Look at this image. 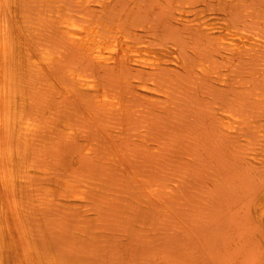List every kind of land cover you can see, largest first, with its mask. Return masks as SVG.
I'll list each match as a JSON object with an SVG mask.
<instances>
[{
    "label": "rangeland",
    "instance_id": "obj_1",
    "mask_svg": "<svg viewBox=\"0 0 264 264\" xmlns=\"http://www.w3.org/2000/svg\"><path fill=\"white\" fill-rule=\"evenodd\" d=\"M12 1H5L6 10L9 8L8 13L11 18L6 15L8 13L5 6L1 8L4 0L0 2V15L5 18L4 20L0 16V29L3 23L6 25L9 23V27H6L12 32L10 42L17 45L16 42L21 41L30 58L26 66L21 67V75L16 74L19 78L13 79V82L16 79L24 81H16V83L20 82L18 85L13 82L10 84H14L13 87L19 86L18 90L29 88L32 84L34 92L31 88H29L31 93L28 91L26 93L25 90L28 89L20 90L25 92H20L25 97L30 93V96H27L28 101L34 103L31 104L32 107L30 104L26 106L29 111L21 107L22 112L24 111L21 117L32 111L35 119L30 114L29 117L22 119L24 122H27L24 118L29 119V123L33 120L30 126L36 125L39 128L34 129L31 126L30 129L36 130L34 133L29 130L21 131L22 134L31 133V137L32 133L33 136H37L34 137L35 139L32 137L26 140L31 141L30 143L25 144L22 141L28 138L29 134H25V138L21 134L22 137L7 139L3 144L5 146L11 143L7 147H14L8 150L12 152L15 150V153L21 156V165L29 166L34 170V174L30 178L28 188L22 186L19 181L15 187L20 186L21 189L12 190L9 181L4 180V176L10 174L7 172L8 168L0 166V171L1 169L3 171L0 172L2 176H0V209L4 211L3 214L0 211L2 235H0V263L264 264V220L259 214L258 199L264 188V131L259 130L261 127L264 129V117H262L264 103L258 100L260 96L257 95L258 91H264V86L261 85L264 79L262 76L264 72H261L264 71V50L259 52L262 57L255 54L244 56L245 58H240L238 55L237 58L235 56L230 58L226 50L223 49V52L222 48L217 47L219 46L216 44L217 41L210 39L208 40L210 43L206 41L208 38H205L207 35L203 29L195 30L190 24L192 29L188 26V30L187 25L182 26L181 24L184 23L177 20L179 17L176 15L187 9H193L194 18L202 16L208 22L213 21L214 16L224 19L238 16L240 19L228 18V20L230 19L231 22H233L231 19L234 20L233 23L239 28L240 34L259 32L264 35V0H240L243 5L239 0H90L91 5L86 11L98 12V16L105 17L112 25L120 24L122 20L128 23L132 30L140 29V24L144 25L141 27L146 31L151 30L146 32L141 28L143 31H137L138 37L134 46L138 50L137 53L146 54V48L155 44L176 48L178 45V50L182 49L179 53L181 52L182 56L186 54L183 56L188 61L185 67L181 64L165 66L162 68L163 71H154L156 73L154 75V72L140 70L133 64L115 65V67L101 65L97 59L85 55L74 44H70L71 41L64 38L65 36L55 34L58 31L51 29L57 23L55 12L60 6L77 7L79 4L75 3L76 0L70 5L63 0L62 3L59 2L60 0H57L59 3H55L54 0H14L15 3ZM48 1H51L49 6ZM68 1L72 2V0ZM57 4L58 6H55ZM238 5L241 6L239 9ZM13 6L19 8L18 15L13 13ZM27 9L32 12L28 13ZM73 9L76 10L74 7ZM231 10L238 15H234ZM42 11L46 13L43 14ZM2 12L7 17L2 15ZM48 12L52 13L48 14ZM246 13L253 17L247 16L249 20L245 19ZM27 14L32 20L29 17L24 19L27 18ZM43 15L47 17H42ZM241 16L244 17L241 19ZM50 17L51 22H47ZM6 18L9 21L7 23ZM237 20L240 21L239 24H236ZM45 21L50 25L55 23L50 27L52 32L49 29L50 32L46 30L45 33L44 29L50 26L48 25V28L44 26ZM29 22L30 27L33 28L31 31L41 26L38 33H35L36 31L32 33L26 28ZM15 26L17 27L14 28ZM10 27H13V30ZM19 27L20 30L23 29L25 36L17 29ZM40 30L44 31L42 38L39 37L42 32ZM194 32L197 34L194 35ZM34 34L37 38H34L36 37ZM198 34L205 39L200 41ZM28 35L34 36L32 37L34 39L30 37V41ZM59 35L63 38L61 39ZM26 37L28 38L26 40L32 44L35 42L33 47L36 50L29 41L26 42ZM66 40L70 42L67 43ZM211 44L212 47L209 46ZM205 45L208 47L207 50ZM214 47L221 51L217 49L214 51ZM32 50H35V54ZM211 51L215 54L209 57L213 53ZM218 51L220 55L216 56ZM53 53L58 55L54 57L53 55L56 54ZM44 54L47 55V60ZM48 55L53 64L60 59L58 65L51 64ZM62 56L65 61L61 60ZM252 57L258 60L256 64ZM190 58L194 61L191 62L193 64L190 63ZM239 59L244 60L243 63ZM201 60L208 61L207 64L209 63L210 66H217V70L221 68L223 70H218L217 74L209 73L212 75L202 72L206 74L203 75L196 66ZM237 60L240 61L239 64ZM41 61H48V64ZM247 61L254 62L251 64L254 67L249 66L250 64L248 67L255 68L256 74L254 69L251 72L246 66ZM38 62H41V65ZM225 63L227 65L230 63V68ZM240 63L244 64V68ZM50 65H53V69H49ZM218 65L221 66L218 68ZM233 65L238 68L242 65L244 70L240 71ZM191 66L194 69H190ZM223 66L228 67L229 70L227 71ZM257 67L261 70L258 71ZM233 68H236L237 72ZM28 69L34 75H31ZM69 69L71 72L76 70L85 77H90L93 73L91 75L93 79H97L104 86L105 104L102 102L101 104L100 99L90 96L88 92L80 91V88L78 89V86L69 77L67 78ZM41 70H44L43 74ZM49 70L55 71L49 73ZM63 70L65 74L68 73L66 76ZM37 72H40L39 77ZM229 72L232 74L230 75ZM150 73L152 74L149 75ZM213 74H216L215 77ZM234 74L238 77H234ZM250 74H253L252 77ZM28 75L30 77H27ZM62 75L64 77L61 78ZM255 75L258 77L256 78ZM233 78L234 85L231 80ZM62 79L66 80L62 81ZM67 80L70 83L72 81L74 90L77 87L76 93L72 91ZM249 80L252 82L257 80V82L250 81L252 83L250 84ZM64 81L69 86H66ZM21 82L29 86L24 84L25 87H22ZM258 82L262 87L261 90L259 85L256 86ZM228 83L232 86L230 87ZM59 85L63 86V89ZM252 85L255 87L253 88ZM68 87H71L70 91ZM16 92L18 93L17 90ZM66 92L69 94L71 92L72 96L66 95ZM145 93L149 95L146 96ZM225 98L231 100V106ZM231 98H235L233 99L235 101L243 99L237 103ZM111 101L117 104L113 109L106 107V103ZM254 101L257 102L255 108ZM227 105L229 110L232 109L242 114L241 117H246L245 129H242L244 132L242 130L239 132L245 133L248 130L249 136L236 134L230 130L228 133L227 126L222 123V119L220 120L222 118L220 113L228 109ZM208 112L213 113L215 119L211 118V113L209 115ZM217 116H219V124ZM221 123L224 126L220 125ZM232 135L234 137H231ZM5 137H0V141L4 142L2 140ZM7 147H3L6 148L4 150H7ZM252 152L259 154L254 156ZM5 171L7 173L4 174ZM5 187L10 190H6ZM4 218H8V221ZM4 221L9 225L7 227H10L9 229L6 228Z\"/></svg>",
    "mask_w": 264,
    "mask_h": 264
},
{
    "label": "bare ground",
    "instance_id": "obj_2",
    "mask_svg": "<svg viewBox=\"0 0 264 264\" xmlns=\"http://www.w3.org/2000/svg\"><path fill=\"white\" fill-rule=\"evenodd\" d=\"M6 0H4V2H5ZM14 1V0H13ZM12 1V2H13ZM47 1V0H46ZM53 1V0H52ZM65 3H67V4H73V1L74 0H72V2L71 3H69L70 1H68V0H63ZM68 1V2H67ZM213 1H215V0H213ZM217 1V0H216ZM220 1V0H219ZM227 1H230V0H227ZM0 2H3V0H1ZM1 3V4H4V5H0L1 6V8H3V6H5L4 8H5V10H6V4H7V2H8V0H7V2H5V3ZM11 2V1H10ZM40 2H42V1H40ZM49 3H47V5L49 6L50 5V3H51V1H48ZM54 2L56 3L57 2V0L55 1L54 0ZM59 2H61L62 3V1L60 0ZM59 2H57V3H59ZM239 2H241V4H242V1H240L239 0ZM14 3H15V1H14ZM19 3V2H18ZM54 3V4H55ZM75 3H77V4H79L77 7H79L80 9H78L75 5H73V7L76 9V10H74L73 9V7H70V8H72V9H70L69 7H67V8H64V7H57L58 8V11H56L55 12V16H56V18H57V23H56V25H55V23H53L54 25H55V27L54 28H52L51 27V25L53 26V24H49V23H46V21H45V25L44 26H48V25H50L49 26V28L48 29H44V31H45V33H46V30L48 31L49 29H50V27H51V29H54V30H57L58 31V33L56 32L55 34H60L61 36L63 35V36H65L64 38H67L68 40H70L69 42H70V44L72 43V45L74 44L75 45V47H77L78 49H80L85 55H87V56H89V57H93V58H95V59H97L99 62H101L100 64L101 65H104V66H109V67H115V65L116 66H119V65H121V66H124V65H136L140 70H146V71H150V72H154V71H159V70H162V68L163 67H165V66H178V64H181V65H184V67H185V63L186 64H188V61H186V59H185V57L183 58V56L184 55H186V54H184L183 56H182V53H181V55H180V53H179V51H182V49L181 50H178V45H177V48L176 47H168V46H160V45H155V44H153V46H150L149 48H146V50H147V53L146 54H140V53H137V49H135L134 48V46H135V43H136V40H137V37H138V30L140 31L141 30V28H143V27H141V26H144V25H142V24H140V29H137V28H139V27H136V29L137 30H132L131 29V26H129V24L128 23H126V22H124V21H122V20H120L121 22H120V24H117L116 23V25H112V24H110V21H108V20H106L105 19V17L103 18L102 16H98V12H95V13H90V12H88V10L86 11V8L87 7H89L90 5H91V2H90V0H76V2ZM74 3V4H75ZM9 4V3H8ZM12 4V3H11ZM43 4H46V3H43ZM76 4V5H77ZM240 4V5H241ZM10 5V4H9ZM14 5V4H13ZM42 5V4H41ZM40 5V6H41ZM59 5H61V4H59ZM234 5V4H233ZM243 5V4H242ZM241 5V6H242ZM22 6V5H21ZM21 6H19V7H21ZM52 6H53V4H52ZM55 6H58V4L57 5H55ZM54 6V7H55ZM63 6H65L66 7V5L63 3ZM72 6V5H71ZM240 6V7H241ZM211 7V6H210ZM223 7V6H222ZM231 7H232V5H231ZM239 7V5H238V9L240 8ZM52 8V7H51ZM50 8V9H51ZM56 8V9H57ZM101 8H102V6H101ZM193 8V7H192ZM214 8V7H213ZM232 8H234V6L232 7ZM231 8V9H232ZM235 8H236V6H235ZM12 9H13V13L15 12V14H19V8L17 7V6H13L12 7ZM22 9H23V7H22ZM43 9H44V7H43ZM55 9V8H54ZM55 9V10H56ZM230 9V8H229ZM242 9V8H241ZM240 9V10H241ZM5 10H3V11H5ZM9 8L6 10V12L8 13L9 11ZM25 10V9H24ZM28 10V9H27ZM237 10V9H236ZM239 10V11H240ZM1 11V10H0ZM29 11H31V10H28V13H29ZM97 11V10H96ZM99 11H101V10H99ZM195 11V10H194ZM217 11V10H216ZM235 11V10H234ZM32 12V11H31ZM35 12V11H34ZM43 12V11H42ZM65 12V13H64ZM67 12V13H66ZM230 12H232V10L230 11ZM229 12V13H230ZM238 12V11H237ZM3 14L2 15H5V13L4 12H2ZM11 13V12H10ZM46 13V12H45ZM44 12H43V14H45ZM52 13V12H51ZM50 12H48V14H51ZM175 13V12H174ZM233 14H234V12H232ZM232 13H230V15L232 14ZM241 13H242V11H241ZM248 13V12H247ZM247 13H246V16H245V19H247V16H251V15H247ZM109 14H111V13H109ZM176 14V13H175ZM254 14V13H253ZM6 15H10L9 13L8 14H6ZM5 15V16H6ZM13 15V14H12ZM11 15V16H12ZM28 16H27V18H24V16H23V18L24 19H28V17L30 16L29 14H27ZM31 15H32V13H31ZM53 15H54V13H53ZM102 15V14H101ZM173 15V14H172ZM178 17H179V19H177V20H181L184 24H181L182 26L184 25V26H186L187 25V29L189 30V27L188 26H190V24H191V26L192 27H194L195 28V30H196V28H200V29H203L204 30V32H205V34L207 35V37H205L207 40L206 41H208L209 39H210V41H212V40H215V41H217L216 42V44H218L219 46H217L215 43V45L217 46V47H220V48H222L221 50L223 51V49H224V51L226 50V52L228 53V55H229V57L230 58H233L234 56L236 57L237 55L241 58V57H244V56H252V55H255V54H259L261 57L264 55H261V53H259V52H261L262 50H264V35L262 34H260L259 32H255L254 34L253 33H250V34H248V33H245V34H240L239 32H238V30H239V28L238 27H236L234 24L235 23H233L234 22V20L233 19H238L239 17L237 16V17H235V18H233V17H228V18H233V19H231L233 22H231V21H229L228 20V18L226 19H224V18H221V17H219V16H214V19H213V21H211V22H208L207 20H205V17H202V16H200V17H196L195 16V18L193 17V9H187L186 11H184L183 13H181V14H176ZM226 15V14H225ZM234 15H238V14H234ZM241 15V14H240ZM239 15V16H240ZM243 15H245V12H244V14ZM1 16V15H0ZM52 16V15H51ZM232 16V15H231ZM2 17V16H1ZM7 17V16H6ZM10 17V16H9ZM9 17H8V19H9ZM22 17V16H21ZM42 17H47L46 15L44 16H42ZM111 17H113V15L111 16ZM173 17H174V15H173ZM244 17V16H243ZM242 16H241V19L243 18ZM251 17H253V16H251ZM250 17V18H251ZM2 18H4V17H2ZM11 18V17H10ZM30 18V17H29ZM54 18V17H53ZM176 18V17H175ZM7 19V18H6ZM8 19H7V21H5L6 23L7 22H9L8 21ZM39 19H44V18H39ZM50 20H47V19H44V20H47V22L49 21V22H51V17L49 18ZM121 19V18H120ZM240 19V18H239ZM4 20H5V18H4ZM4 20H2L3 22H4ZM10 20V19H9ZM23 20V19H22ZM30 20H32L31 18H30ZM44 20H42L41 22L43 23V21ZM56 20V19H55ZM55 20H53V22L55 21ZM119 20V19H118ZM117 20V21H118ZM127 20V19H126ZM247 20H249V19H247ZM10 21H12V19L10 20ZM29 21V20H28ZM239 20H237L236 22H238ZM245 21V20H244ZM252 21V20H251ZM254 21V20H253ZM3 22H1V24L3 23ZM25 22V21H24ZM33 22V21H32ZM175 22H176V19H175ZM193 22V23H192ZM240 22V21H239ZM239 22L238 23H236V24H239ZM241 22H242V20H241ZM14 23H15V21H14ZM36 23V22H35ZM41 23V24H42ZM113 23H114V21H113ZM243 23V22H242ZM12 24V23H11ZM24 24H26V23H24ZM40 24V25H41ZM159 24V23H158ZM186 24V25H185ZM189 24V25H188ZM241 24V23H240ZM5 25V26H4ZM14 25V24H13ZM22 25H23V23H22ZM28 25V24H27ZM33 25H35V24H33ZM36 25H38V24H36ZM160 25V24H159ZM9 27V23H8V25H6L5 23H3L2 24V27H1V29H0V137H4V136H6L5 138H3V140L2 141H4V142H1L0 141V166L1 167H6V168H8V171L7 172H9L10 174H8V175H5V176H7V177H5L4 175V180L5 179H7V182L9 183V185H10V187L12 188V190L14 189V190H19V189H21V187L20 186H18V188H16L15 187V185L19 182V181H21V183H22V186L24 185V187H26V188H28V185L30 184V178L33 176V174H34V170L33 169H31L29 166H22L21 165V156H19L17 153H15V150H13L14 152H12V151H9L8 150V148H10V147H7V146H9L11 143H9V145H8V143H7V145L5 144V146L3 145L4 143H6V141L5 140H7V139H13V138H15V137H18L19 138V136H21L22 137V135H24L23 137L25 138V136L27 135V134H29V133H25V134H22V130H26V131H32L33 133L36 131V130H34L35 128L37 129V128H39V127H37L36 125H34L35 123H36V121H35V123L33 124L34 126H32V127H34V129L33 128H31L30 129V123L31 122H33V120H30L31 122L29 123L28 122V120H26L25 118H24V120L25 121H27V122H24L23 121V117H26V116H28L29 117V114L30 115H34V113H29V114H26V116H23V117H21V115H23L24 114V111L22 112V109L24 110L25 108L27 109V105H29L30 104V106H31V104L33 103L32 101V103H30L28 100H29V97H27V96H30V93H31V90H32V92H34L33 91V88L31 87V85L29 86L28 84H25V83H23V82H21V86L22 87H25L26 85H28L29 86V88H31V90L29 89V88H24V90L25 89H28V90H25L26 91V93H28V92H30L29 93V95H27L26 97L25 96H22L21 94L22 93H20V92H23L24 90L22 89V88H19V90L17 89V87H19V86H17L19 83H16V81H17V79L19 78H17V75L19 76V75H21L20 74V71L22 70V66L23 65H25L26 64V62L28 61V58H30V55H28V52L26 51L27 49L26 48H24L25 46H23L22 45V43H21V41H19V42H16L17 43V45L16 44H13L12 42H10L11 40H12V32L10 31V29L9 28H7V27ZM11 26V25H10ZM31 26V24H30V22H29V26H27L26 28H28L30 31H31V29H33V28H31L30 27ZM149 26V25H148ZM153 25H151V29H153V27H152ZM154 26H155V24H154ZM190 26V27H191ZM243 26V25H242ZM17 26H15L14 28H16ZM30 27V28H29ZM33 27V26H32ZM37 27V26H36ZM36 27H35V29H36ZM40 28H38V29H41V26H39ZM46 27H44V28H46ZM156 27H158V26H156ZM155 27V28H156ZM192 27H191V29H192ZM12 30H13V27H10ZM155 28H154V30H155ZM185 28V29H186ZM17 29H19V31H22V30H20V27L19 28H17ZM38 29H36L35 31H31L32 33L33 32H35V33H38ZM50 29V30H51ZM144 29V28H143ZM25 30H27V29H25ZM42 30H43V27H42ZM42 30H40V32L42 31ZM44 31H42L41 32V34H40V32H39V34L40 35H42V36H40L39 35V37L40 38H42L43 37V33H44ZM141 31H143V30H141ZM144 31H146L145 29H144ZM149 31H151V30H149ZM149 31H146V32H149ZM192 31V30H191ZM197 31H199V30H197ZM23 32V31H22ZM26 32V31H25ZM30 32V35H32V33ZM48 32H50V31H48ZM47 32V33H48ZM51 32H52V30H51ZM158 32V31H157ZM203 32V31H202ZM199 33V32H198ZM155 34V33H154ZM192 34H193V31H192ZM195 34H197L196 32H194V35ZM23 35H24V32H23ZM30 35H28V37L30 38L31 36ZM35 35V34H34ZM59 35V36H60ZM193 35V36H194ZM199 35V34H198ZM198 35H196L197 37H198ZM201 35H204V34H201ZM25 36V35H24ZM36 36V35H35ZM60 36V37H61ZM32 37H34V36H32ZM31 37V38H32ZM55 37V36H54ZM195 37V36H194ZM11 38V40H9ZM31 38H30V41H31ZM34 38H37V36L36 37H34ZM34 38H32V40L34 39ZM63 37H61V39H62ZM199 38H201L200 37V35H199ZM204 38V39H205ZM15 39V38H14ZM13 39V40H14ZM26 39H28L27 37L25 38V40ZM197 39V38H196ZM203 39V37L200 39V41ZM203 39V40H204ZM36 40V39H35ZM29 41V40H28ZM27 40H26V42H28ZM29 41V43L32 45V47H33V45L35 44V42H33L34 44H32L31 42ZM37 41V40H36ZM197 41H199V40H197ZM205 41V42H206ZM13 42H15V41H13ZM38 42V41H37ZM66 42H67V40H66ZM66 42L64 41V43L66 44ZM69 42H67V43H69ZM209 42V41H208ZM207 43V42H206ZM210 43V42H209ZM212 43V42H211ZM27 45H28V43H26ZM208 44V43H207ZM39 45V44H38ZM173 45V44H172ZM171 45V46H172ZM174 45H176V44H174ZM29 46V45H28ZM28 46H26V47H28ZM36 46V45H35ZM43 46V45H42ZM41 46V47H42ZM170 46V45H169ZM209 46H213V44H211V45H209ZM30 47V46H29ZM40 47V46H39ZM38 47V48H39ZM40 47V48H41ZM71 47V46H70ZM73 47V46H72ZM180 47V46H179ZM205 47H206V45H205ZM217 47H214V51L217 49V50H219V51H221L220 49H218ZM48 48V47H47ZM210 48V47H209ZM33 49H35L36 50V48L35 47H33ZM45 49V48H44ZM44 49H42V50H44ZM77 49V50H78ZM206 50L208 49V47H206L205 48ZM35 50H32L33 52L32 53H34L35 54ZM39 50V49H38ZM38 50H37V53H38ZM47 51H48V49H46ZM45 50V51H46ZM49 50H50V48H49ZM80 50H78V51H80ZM45 51H42V52H44L45 53ZM46 51V52H47ZM210 50H208V52H209ZM219 51L218 52H216V53H218V54H216V56L217 55H220L219 54ZM223 51V52H224ZM31 52V51H30ZM40 52H41V50H40ZM208 52H206L207 53V55H208ZM213 51H211V53H212ZM47 53H49V51L47 52ZM47 53H45V54H47ZM79 53V52H78ZM44 54V55H45ZM50 54V53H49ZM53 54H56V55H53L54 57L55 56H57L58 54L57 53H53ZM215 54V52H213L212 54H210L209 55V57L211 56V55H214ZM39 55V54H38ZM80 55H82V54H80ZM37 56V55H36ZM40 56V55H39ZM42 56V55H41ZM182 56V57H181ZM259 56V57H260ZM46 57H47V55H45V59H46ZM85 57V56H84ZM89 57H87V58H89ZM182 59H181V58ZM187 57V56H186ZM212 57V56H211ZM220 57V56H219ZM222 57V56H221ZM224 57V56H223ZM228 57V58H229ZM234 57V58H235ZM256 57H258V56H256ZM255 57V58H256ZM264 57V56H263ZM44 58V57H43ZM48 58H49V55H48ZM199 59H201L200 57H198ZM226 58V57H225ZM229 58V59H230ZM237 58V57H236ZM245 58V57H244ZM42 59V58H41ZM63 59V56H62V58H61V60ZM183 59L185 60L184 62H183ZM206 59H208V61H209V58L208 57H206ZM212 59V58H211ZM249 59H251V57H249ZM258 59V58H257ZM44 60V59H43ZM47 60V59H46ZM64 60V59H63ZM190 63L191 62H193L194 63V61H192V59L190 58ZM212 60H214V59H212ZM225 60H227V59H225ZM236 60V59H235ZM240 60V59H239ZM252 60L254 61L255 59H253V57H252ZM260 60V59H259ZM45 61V60H44ZM44 61H41V62H44ZM49 61L51 62V64H53L52 63V60L49 58ZM56 61V60H55ZM59 61H60V59H59ZM59 61H57V62H59ZM65 61V60H64ZM207 61V62H208ZM228 61H230V60H228ZM241 61V60H240ZM240 61H238L237 60V62H238V64H239V62ZM242 61H244V60H242ZM241 61V62H242ZM252 61V63H254ZM41 62H38V64L39 65H41ZM57 62H54V64H56ZM207 62L206 61H204V60H201L200 62H197L198 64L196 65V64H194V65H196L197 66V68H198V70H200L201 71V73L202 72H206V74L208 73V75H212V74H209V73H216L217 74V72H219V71H222L223 69L221 68V70H217L216 69V67L215 66H210V65H208L207 64ZM212 63H213V61H211ZM210 62V63H211ZM217 62H221V61H218L217 60ZM223 62V61H222ZM221 62V63H222ZM226 62V61H225ZM230 62H232V60L230 61ZM234 62V61H233ZM232 62V63H233ZM236 62V63H237ZM246 62V61H245ZM251 62V61H250ZM250 62H248L247 61V64H246V66L248 67V64H250L249 66H251V67H254V66H252L251 64L252 63H250ZM258 62V60H255V64ZM44 63H47L48 64V61L47 62H44ZM63 64L65 63V62H62ZM193 63H191V64H193ZM211 63V64H212ZM215 63H216V61H215ZM214 63V64H215ZM236 63H235V65H236ZM243 63V62H242ZM242 63H240V64H242ZM35 64H37V63H35ZM34 64V65H35ZM53 64V65H54ZM118 64V65H117ZM213 64V65H214ZM46 65V64H45ZM53 65H50L51 66V68H50V66H48L49 67V69H53ZM57 65H58V63H57ZM62 65V64H61ZM181 65H179V66H181ZM221 65H223V64H221ZM221 65H218V68H219V66H221ZM225 65H227L226 63H225ZM230 65V63L227 65V66H229ZM232 65V64H231ZM243 65V68H244V64H242ZM242 65H241V68L239 67H236V66H234V67H236V68H238L240 71L241 70H244V69H242ZM259 65V64H258ZM26 66V65H25ZM32 66V65H31ZM38 66V65H37ZM47 66V65H46ZM56 66V65H55ZM60 66V65H59ZM187 66V65H186ZM188 66H190V64L188 65ZM246 66H245V68H246ZM29 67V66H28ZM36 67V66H35ZM63 67V66H62ZM133 67V66H132ZM211 67H215V68H211ZM224 67V66H223ZM226 67V66H225ZM224 67V68H225ZM256 67V66H255ZM39 68V67H38ZM74 68V67H73ZM119 68H121V67H119ZM119 68H116V69H118L119 70ZM126 68H128V67H126ZM179 68H181V67H179ZM191 68H193L194 69V67L193 66H191L190 67V69ZM196 68V67H195ZM227 68V71L229 70L228 69V67H226ZM229 68H230V66H229ZM232 68V67H231ZM236 68H233L234 69V71H236L237 72V70H235ZM249 69H251V72H253L254 70V74H256L255 72H256V69L255 68H250V67H248ZM26 70H27V67L25 68ZM36 69H37V67H36ZM64 69H65V67H64ZM68 69V68H67ZM67 69L65 70V71H67ZM105 69V68H104ZM233 69H231L232 71H233ZM248 69V70H249ZM254 69V70H253ZM260 69V68H259ZM258 69V67H257V70L258 71H260ZM56 70V69H55ZM55 70H49L48 72L50 73V71H51V73H52V71H55ZM57 70H59V68H57ZM62 70V69H61ZM79 70V69H78ZM107 70V69H106ZM166 70V69H165ZM182 70H185L186 71V69H183L182 68ZM187 70H188V67H187ZM230 70V72H232ZM239 70H238V72H239ZM253 70V71H252ZM28 71H30L31 72V70H29L28 69ZM34 71V68H33V70H32V72ZM38 71H40V70H38ZM44 71V70H43ZM43 71L41 70V72H42V74H43ZM46 71H47V69H46ZM64 71V70H63ZM65 71H64V75L66 76V74H68L67 72H66V74H65ZM69 71H70V69H69ZM115 71V70H114ZM163 71V70H162ZM184 71V72H185ZM189 71V70H188ZM187 71V72H188ZM193 71V70H192ZM195 71V70H194ZM250 71V70H249ZM248 71V72H249ZM257 71V72H258ZM22 72V71H21ZM23 72H24V70H23ZM32 72H31V75H34V74H32ZM108 72H110V71H108ZM190 72V71H189ZM229 72V73H230ZM261 72H264V71H261ZM261 72H258V73H261ZM27 73V72H26ZM34 73V72H33ZM38 73V72H37ZM36 73V74H37ZM40 73V72H39ZM39 73L37 74V76L39 75ZM45 73V72H44ZM47 73V72H46ZM45 73V74H46ZM88 73H90V71H88ZM92 73V72H91ZM139 73H140V71H139ZM152 73H150L149 75H151ZM234 73V72H233ZM246 73V72H245ZM17 74V75H16ZM23 74V73H22ZM35 74V75H36ZM48 74V73H47ZM61 74V73H60ZM86 74V73H85ZM93 74V73H92ZM92 74H90V77L92 78H90V77H85V75L84 74H82V73H79V72H76V70H75V72H69V74H68V76H67V78L69 77V79L70 80H72L75 84H76V86H78V89L80 88V91H83V92H88V94H90V96H93V97H96V98H98V99H100L99 101H100V103L102 102L103 104H105L104 102H105V100L103 99V97L105 96V92H104V86L97 80V79H93V77L91 76ZM143 74V73H142ZM154 74H156L155 72L153 73V75ZM203 74V73H202ZM205 74V73H204ZM203 74V75H204ZM205 74V75H206ZM216 74H213V77H215V75ZM221 74V73H220ZM220 74H218V75H220ZM232 73H230V75H231ZM238 74V73H237ZM242 74V73H241ZM244 74V73H243ZM247 74V73H246ZM25 75V74H24ZM41 75V74H40ZM89 75V74H88ZM217 75V76H218ZM229 75V74H228ZM229 75V76H230ZM239 75H240V73H239ZM245 75V74H244ZM248 75V74H247ZM251 75V77H252V75L253 74H250ZM258 76L260 75V74H257ZM257 75H255L256 76V78L258 77ZM43 76V75H42ZM221 76V75H220ZM222 76H225L224 74H222ZM228 76V77H229ZM238 77V75H236V74H234V77ZM262 76H263V78H264V74H262ZM262 76L260 77L261 79H260V81L263 79L262 78ZM27 77H30L29 75L27 76ZM39 77V76H38ZM62 77H64L63 75L61 76V78ZM209 77H211V76H209ZM231 77H233V76H231ZM241 77H243V75L242 76H240L239 78L241 79ZM248 77H249V75H248ZM15 78H17L14 82H13V79H15ZM33 78V77H32ZM222 78V77H221ZM225 78H227V76L225 77ZM238 78V79H239ZM253 78H254V76H253ZM27 79V78H26ZM30 79V78H29ZM36 79H37V77H36ZM57 79V78H56ZM68 79V80H69ZM230 79V78H229ZM237 79V80H238ZM242 79H244V78H242ZM24 81V80H22V79H19L18 81ZM32 80V79H31ZM44 81H45V79H43ZM63 80H66V79H62V81ZM66 81V82H69V81ZM232 80V84L234 85V83H233V80H234V78L233 79H231ZM17 81V82H18ZM33 81V80H32ZM32 81H31V83H32ZM37 81H39V80H37ZM43 81V82H44ZM49 81H51V80H49ZM53 82L55 81V79L54 80H52ZM58 81V80H57ZM61 80L59 79V83H61L60 82ZM72 81H71V83L69 82V84L71 85L72 84ZM102 81V80H101ZM222 81H223V79H222ZM230 81V80H229ZM240 81V80H239ZM238 81V82H239ZM251 80H249V82H250ZM263 81V82H262ZM261 82V85L262 86H264V79L262 80ZM16 83L15 85H16V87H13V85L14 84H10V83ZM252 82V81H251ZM250 82V84H252V83H254V82H257V80H255L254 82H252L251 83ZM22 83H23V85H22ZM30 83V82H29ZM34 83V82H33ZM37 83V82H36ZM49 83V82H48ZM52 83V82H51ZM55 83H57V82H55ZM63 83V82H62ZM73 83V84H74ZM236 83V82H235ZM247 84H248V82H246ZM260 82H258L257 84H256V86H258L259 85V87H260V84H259ZM24 84H25V86H24ZM38 84V83H37ZM40 84V83H39ZM64 84H65V81H64ZM69 84L68 83H66L65 85L66 86H69ZM74 84V85H75ZM229 84V83H228ZM237 84V83H236ZM244 83H242V85H243ZM42 85H43V83H42ZM53 85H54V83H53ZM61 85V84H60ZM59 85V86H60ZM63 85V84H62ZM64 85V86H65ZM226 85V84H225ZM238 85V84H237ZM20 86V87H21ZM34 86V85H33ZM41 86V85H40ZM55 86V85H54ZM57 86V85H56ZM58 86V87H59ZM228 86V85H227ZM229 86H230V84H229ZM232 86V85H231ZM230 86V87H231ZM240 86H241V84H240ZM249 86H251V85H249ZM253 86V88L255 87V85H252ZM35 87V86H34ZM39 87V86H38ZM37 87V88H38ZM61 87V86H60ZM71 87H72V91H75L74 93H76V91H77V87H76V89L74 90V87L75 86H73V85H71ZM70 87V88H71ZM234 87V86H233ZM239 87V86H238ZM259 87H256L257 89L259 88ZM16 88V89H15ZM53 88V87H52ZM62 89H63V86L61 87ZM69 88V87H68ZM70 88H69V91H70ZM252 88V89H253ZM261 88L262 87H260V89L259 90H261ZM23 90V91H20V90ZM34 89H36V88H34ZM59 89V88H58ZM57 89V90H58ZM230 90L231 89H233V88H229ZM229 89H227V90H229ZM247 89V88H246ZM264 89V88H263ZM16 90L18 91V93L16 92ZM30 90V91H29ZM55 90V89H54ZM61 90V89H60ZM66 90L68 91V89H67V87H66ZM66 90H64V91H66ZM105 90H108V89H106L105 88ZM224 90H225V88H224ZM250 90H251V88H250ZM28 91V92H27ZM71 91V92H72ZM149 91V90H148ZM233 91V90H232ZM248 91H249V89H248ZM256 91V90H255ZM58 92H59V90H58ZM60 92H62V91H60ZM70 92V94H71V96H72V93ZM250 92V91H249ZM264 92V91H263ZM262 92V90L259 92L258 91V94L257 95H259L260 97H261V99H260V97H259V99L258 100H262L263 101V103H264V93ZM23 93H25V92H23ZM64 93V92H63ZM108 93V92H107ZM66 95H68L69 93L68 92H66L65 93ZM69 94V95H70ZM33 93H32V97H33ZM145 95L147 96V95H149L148 93H145ZM244 94H242V96H243ZM246 95V94H245ZM253 95H255V93L253 94ZM238 96V95H237ZM242 96H240V97H242ZM23 97H25L26 98V100H25V98H23ZM28 98V99H27ZM236 98V97H235ZM235 98H233V99H235ZM255 98H256V95H255ZM30 99H32L31 97H30ZM107 99H109V98H107ZM226 99V98H225ZM225 99H224V101H225ZM227 99H229L228 97H227ZM226 99V100H227ZM232 99V98H231ZM232 99V100H233ZM241 99V98H240ZM243 99V98H242ZM242 99L241 100H237V101H235V100H233L234 102H237L238 103V101H242ZM95 100H97V99H95ZM111 100V99H110ZM108 101V100H107ZM106 101V102H107ZM113 101V100H112ZM110 102V103H106L107 104V106L106 107H109V109H113L114 107H116V105L113 103V102ZM27 102H29L28 104H27ZM94 102V101H93ZM227 102H229L228 104H230L231 103V100L230 101H228L227 100ZM233 102V103H234ZM256 104H254V108L256 107L255 105H257V102L256 101H254ZM97 103V102H96ZM101 103V104H102ZM232 103V104H233ZM242 103V102H241ZM241 103L239 104V105H241ZM259 103H261L260 101H259ZM33 105H34V103H33ZM219 105V104H218ZM221 105V104H220ZM262 105V104H261ZM30 106H28V108L30 107ZM217 106V105H216ZM225 106V105H224ZM229 106H231V104L229 105ZM229 106L227 105V110H225V111H219V112H222V113H220V115H221V117L222 118H220V120L222 121V123L225 125V126H227V129H228V133H229V130H230V132H233V133H236V134H240V135H245L246 136V134L248 133V130H246V132L245 133H243L244 131V124H245V122H246V117L244 118V117H241V115L242 114H240V113H238V112H235V111H233L232 109V111L231 110H229ZM21 107H22V109H21ZM32 107V106H31ZM30 107V108H31ZM213 107V106H212ZM211 107V108H212ZM218 107V106H217ZM253 107V106H252ZM260 107V106H259ZM263 107V106H262ZM210 108V109H211ZM215 108V107H214ZM223 108V107H222ZM264 108V107H263ZM117 109V108H116ZM216 109V108H215ZM218 109H221V107L219 106L218 107ZM224 109H226V108H224ZM260 109V108H259ZM28 111L30 110V109H27ZM32 110L33 111H35L33 108H32ZM211 110H213V109H211ZM210 110V111H211ZM223 110V109H222ZM261 110V109H260ZM18 111V112H17ZM18 113V114H17ZM209 113V115H210V113L211 112H208ZM214 113V115H216V113H215V111L213 112ZM213 113H211V116H212V114ZM257 113H260V112H258L257 111ZM35 114H36V112H35ZM210 116L211 118H214V117H216V116ZM264 115V114H263ZM218 117L219 116H217V120H218V124L220 123V120L218 119ZM262 117H264V116H262ZM30 118H31V116H30ZM33 118L35 119L36 117L35 116H33ZM244 118V119H243ZM248 119H249V117H247ZM32 119V118H31ZM215 119V118H214ZM247 119V120H248ZM252 120V119H251ZM253 120H255V119H253ZM215 121V120H214ZM38 122V121H37ZM220 124V125H223V124ZM32 124V123H31ZM40 124V123H39ZM38 125V124H37ZM223 125V126H224ZM36 126V127H35ZM40 126H41V124H40ZM247 126V128L249 127V124L248 125H246ZM253 126V125H252ZM44 127V126H43ZM41 128H42V126H41ZM41 128H40V133H41ZM34 131H33V130ZM43 130H44V128H42ZM225 129V128H224ZM226 129V130H227ZM243 129V130H242ZM39 130V129H38ZM37 130V131H38ZM240 130H242L241 132H239ZM259 130L261 131V132H263L264 131V129L261 127V128H259ZM24 132V131H23ZM33 133H32V137L34 138H36L37 136H33ZM22 134V135H21ZM37 134V133H36ZM249 134V133H248ZM247 134V135H248ZM31 133L28 135L29 137L26 139L25 138V140L24 139H22V141L25 143V144H27V143H30L31 141H29V142H27L26 140H28V139H30V138H32L31 136ZM35 135V134H34ZM38 135H40V134H38ZM239 135V136H240ZM249 136V135H248ZM231 137H234L233 135L231 136ZM34 138V139H35ZM237 138V137H236ZM241 139H243V138H241ZM8 140V141H9ZM16 140H19V139H16ZM27 142V143H26ZM16 143V142H15ZM22 143V142H21ZM23 143V144H24ZM24 144V145H25ZM13 145V144H12ZM15 145H17V144H15ZM19 145V144H18ZM24 145H22V146H24ZM3 147H7V150H4V149H6V148H3ZM14 147V146H13ZM13 147L12 148H10L11 150L13 149ZM25 147V146H24ZM16 149V148H15ZM18 149V148H17ZM17 151V150H16ZM19 151V150H18ZM260 152V151H259ZM259 152L258 153H256V152H252L251 154L252 155H254V156H258V154H259ZM24 153V152H23ZM22 155V154H21ZM261 155V154H260ZM6 168H5V170H6ZM1 171H2V169H1ZM0 171V172H1ZM3 172V171H2ZM6 171L4 172V174L5 173H7ZM1 176V175H0ZM2 177V176H1ZM1 177H0V179H1ZM2 182V181H1ZM6 183V182H5ZM7 184V183H6ZM8 186V185H7ZM2 187V186H1ZM3 188V187H2ZM7 188V189H6ZM5 189L6 190H10V188L8 189V187H5ZM2 191H4V190H2ZM0 198H1V196H0ZM3 199H4V197H3ZM2 199V200H3ZM259 202H260V204H259V214H260V216L263 218V220H264V188H263V190L261 191V194H260V196H259ZM1 200V199H0ZM1 205H2V203H1ZM4 205V204H3ZM6 205H7V203H6ZM6 205H4V206H6ZM2 208H3V206H1ZM20 209H22V207H20V206H18ZM4 210H6L5 208H4ZM25 210V209H24ZM24 210H22V211H24ZM0 211L2 212V209H0ZM9 211H11L10 209L8 210V212ZM4 212V211H3ZM3 212H2V214H3ZM6 213H7V210L5 211ZM5 213V214H6ZM10 213V212H9ZM21 214V213H20ZM24 214H27L26 212H24ZM17 216V215H16ZM21 216V215H20ZM22 216H23V214H22ZM27 216V215H26ZM2 217V216H1ZM3 217H5V216H3ZM6 217H7V215H6ZM12 217V216H11ZM24 219H25V217H23ZM4 219H8V218H4ZM3 219V220H4ZM21 219H22V217H21ZM26 219H27V217H26ZM5 220V221H6ZM28 220V219H27ZM4 221V222H5ZM8 221V220H7ZM1 222H3V221H1ZM23 222H24V220H23ZM4 224H6V222L4 223ZM7 225V224H6ZM5 225V226H6ZM9 225H7L6 226V228L8 227ZM3 227V226H2ZM5 228V229H6ZM10 228V227H9ZM9 228H7V229H9ZM1 229V228H0ZM11 229H13L12 227H11ZM5 231V230H4ZM9 231V230H8ZM1 232V231H0ZM3 232V231H2ZM13 232V231H12ZM26 232V231H25ZM25 232H23V233H25ZM17 233V232H16ZM27 233V232H26ZM5 234V233H4ZM3 234V235H4ZM1 235V234H0ZM18 235V234H17ZM2 236V235H1ZM2 242H4V241H2ZM2 244V243H1ZM2 246V245H1ZM3 249V248H2ZM22 252H23V249H22ZM27 253V252H26ZM32 253V252H31ZM23 254H24V252H23ZM26 255V254H25ZM35 257V256H34ZM6 258V257H5ZM29 259V258H28ZM1 264V263H0Z\"/></svg>",
    "mask_w": 264,
    "mask_h": 264
}]
</instances>
